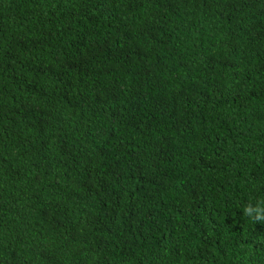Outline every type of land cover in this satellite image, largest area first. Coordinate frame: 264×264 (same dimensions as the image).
Here are the masks:
<instances>
[{
  "label": "trees",
  "instance_id": "16d2710c",
  "mask_svg": "<svg viewBox=\"0 0 264 264\" xmlns=\"http://www.w3.org/2000/svg\"><path fill=\"white\" fill-rule=\"evenodd\" d=\"M264 0H0V264H264Z\"/></svg>",
  "mask_w": 264,
  "mask_h": 264
},
{
  "label": "clouds",
  "instance_id": "9594fccd",
  "mask_svg": "<svg viewBox=\"0 0 264 264\" xmlns=\"http://www.w3.org/2000/svg\"><path fill=\"white\" fill-rule=\"evenodd\" d=\"M244 215L254 220L255 222H264V200L257 204H248L244 208Z\"/></svg>",
  "mask_w": 264,
  "mask_h": 264
}]
</instances>
